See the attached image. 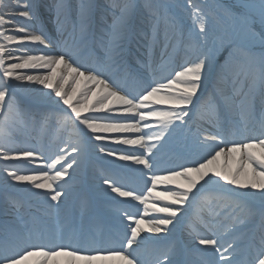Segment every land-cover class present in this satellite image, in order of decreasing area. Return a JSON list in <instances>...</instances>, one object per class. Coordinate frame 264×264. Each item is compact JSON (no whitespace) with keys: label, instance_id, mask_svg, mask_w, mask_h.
<instances>
[{"label":"snow or ice","instance_id":"obj_1","mask_svg":"<svg viewBox=\"0 0 264 264\" xmlns=\"http://www.w3.org/2000/svg\"><path fill=\"white\" fill-rule=\"evenodd\" d=\"M188 6L198 29L181 34L186 58L174 66L169 49L175 45L159 28L164 5H146L154 21L149 37L134 24L140 7L134 0H113L106 9L110 22L97 16L90 0H0V124L21 116L13 95L19 90L44 101L38 108L55 107L64 128L71 129L52 153L43 145H15L4 133L0 181L28 187L40 207L30 218L0 224L6 237L0 240V264H110L114 259L118 264H240L242 252L249 254L246 264H264V53L257 57L251 51L256 42L264 48V0L224 6L237 24L220 31L192 0ZM45 9L54 15L47 30ZM165 21L173 32L179 30L174 20ZM133 45L144 52L137 86L129 88L116 70L125 66ZM81 80L86 83L78 97L72 85ZM213 82L211 98H205ZM229 83L233 91L216 95ZM237 101L244 123L232 121L230 131L228 112ZM209 106L217 131L197 137L203 153H179V162L164 164L161 149ZM24 115L36 126L51 119L44 111ZM90 156L108 162L95 179L102 203L120 225L119 237L111 241L118 247H94L98 241L78 230L68 235L94 211L86 200L78 214L68 207L77 174ZM128 173L137 175L140 187L126 182ZM198 202L209 208V216L205 231L188 245L179 239L178 226ZM257 218L260 223L246 241L225 242V235L235 236ZM229 226L231 231L222 234ZM193 246L204 255L194 258Z\"/></svg>","mask_w":264,"mask_h":264},{"label":"bare ground","instance_id":"obj_2","mask_svg":"<svg viewBox=\"0 0 264 264\" xmlns=\"http://www.w3.org/2000/svg\"><path fill=\"white\" fill-rule=\"evenodd\" d=\"M124 2V0H123ZM122 2V3H123ZM145 9V8H144ZM144 9L142 7L139 8L138 11H144ZM149 9V8H146ZM145 9V10H146ZM45 15L46 17H44V23L46 24V30L48 28H51L54 25V15H50L48 14L47 11H45ZM110 21V20H109ZM142 22L145 24L149 23L145 21V18L142 19L141 17V24ZM134 24L136 25V23L134 22ZM148 26V25H147ZM164 33V32H161ZM169 33V32H168ZM174 36H176L175 42L179 43V47L181 46L180 40H178V38H180L179 36H181L182 32L180 31H176L173 33ZM161 36H163L161 34ZM13 47H15V45H13ZM136 48L137 45H133L132 48ZM178 47V48H179ZM162 51V49L160 47H157L156 51H155V58L157 59V61H159V54ZM173 51H175V49L170 48L169 52L172 53L173 55ZM144 52V51H143ZM133 55V54H132ZM127 64V63H126ZM125 64V67L127 66ZM119 70V69H118ZM119 79V78H117ZM69 83H71V79L69 78ZM85 81L81 80L80 83L72 85L73 87H76L78 89L77 92V96L79 97L80 92L84 91V86H85ZM134 86H137L136 82H133ZM91 86V85H89ZM65 87L67 88L68 85H65ZM210 90V89H209ZM223 92H230L233 91L232 90V85L230 84L227 87H223ZM210 92V91H209ZM13 95L16 96V98L20 99V96L23 98L24 101H27L28 99H31L34 102H40V103H44V101H41L40 99H38L37 97L34 96H30L26 93L20 92L19 90H16ZM257 100H259V95H257ZM19 109L21 110V108L19 107ZM47 109L49 110H55V107H47ZM257 109H259V106L257 104ZM212 107L209 106L207 109V113L204 116H201L199 114L195 115L193 117V120L189 122V125L187 126V128L191 125L196 126V124L199 127H204L202 125L203 123H208V124H212V120L214 119V117L212 116ZM28 112L27 110L22 109L21 112V116L18 119H25L27 118L28 120H26L27 125L29 123H31V120L24 115V113ZM49 114H51V111L47 112ZM240 115V114H239ZM240 119H242V125L244 123L243 118L241 116H239ZM238 118V115L237 117ZM55 114H53L51 116V119L49 121H47L45 124L41 125L40 128L44 129L45 128V133L46 135H43L40 139H38V143H34V145L36 147H40L42 146L46 140H49V144L52 145L51 142V137L55 136V138L57 139V143L61 140H65L67 141L71 135V129H64V126L61 122H56L55 120ZM17 120V119H16ZM29 127L35 131V129L37 128L36 125H29ZM229 130L231 131L230 127ZM1 134H3L4 137V133L5 132H0ZM53 134V135H52ZM8 135V134H7ZM63 135L62 139L60 138V136ZM3 137H2V141H3ZM7 141L10 142L11 139L10 137L7 136ZM181 142L180 138H176L175 140H170V142L165 145V147L163 149H161L160 153H159V159L164 163V164H169L171 162H178L177 161V156H178V151H180V148H182V150H184L186 153H184L185 155L191 156V157H195L199 154L203 153V150L198 148L195 144H190V143H184L185 145H181L179 146ZM13 143V142H12ZM58 143V144H59ZM18 145V144H16ZM33 145V144H32ZM19 146V145H18ZM63 146V145H61ZM21 147V146H20ZM54 149H56V147H54ZM110 160V158H109ZM96 161L100 162H104V163H108L103 159L97 158L95 156H90L88 161H87V166L86 168H82L78 174H77V180L76 183L74 185V190H73V194H72V198L69 201L68 207L70 209H72L75 213L78 214V210H79V204L82 200H86L89 202V204L91 203V200L89 197H86V195H83V197L81 196L80 199H78L77 204L71 202L74 199V196L76 195V193L80 190V188L85 189L84 192L87 193H91L94 195H100L99 192L97 191L98 188V182L96 181L95 177L98 173H100L103 169V167L97 163ZM222 162H223V158H222ZM134 175L137 179V175L135 173H128L127 176L129 175ZM132 177V176H129ZM139 180V179H138ZM35 189H31V192H34ZM157 191H162V189H158ZM11 194H17L19 196H23L27 199V204L34 210V214L37 213V209L40 207L39 205V200L37 197L33 196L30 194V190L28 187L26 186H16V185H5L3 184L2 181H0V224L4 223V222H10V215L13 214L14 209H16V207H20L22 208V206H14L12 205L9 195ZM71 202V203H70ZM255 205L257 207H259V201H255ZM221 207H223V205H221ZM77 208V209H76ZM31 211V210H30ZM94 213V211L92 212ZM209 215V208L208 207H202L199 202L197 203V205L193 206L192 209L189 210L187 216L184 218L183 223L181 225L178 226V236L179 239H181L182 241H184L186 244L191 245L192 244V238L193 236H195V234L197 232H203L205 231V221L207 220V217ZM237 215H239V213H237ZM32 216V214L30 215V217ZM105 219H108L109 221V230L111 231V236L113 237L118 233H120V225L114 221L112 219V216L110 214V212L105 209ZM259 219V218H257ZM256 219V220H257ZM11 222H16L14 221V218L11 219ZM257 223V222H256ZM260 223V221L258 222ZM253 223L249 224L248 228H245L242 232L238 233V236H234V237H230V238H225V242H231L233 240H236L237 242L241 241L242 239L244 241L247 240V237L249 236L250 233L254 232L256 230V228L258 227L259 224H257L256 226L253 227ZM104 225L103 222H101L100 220L91 227V229H89V224L87 220H84L83 222L77 221L76 223H74L72 225V227L68 230V235L70 236L72 234L73 231L78 230L84 234H86L88 237L91 238L90 233H95L96 237L95 239L98 242H103L105 240L108 239L109 235L106 233V231H104L103 229ZM86 228V229H85ZM89 229V232L86 233L85 231ZM184 234V235H183ZM237 235V234H235ZM241 236V238H239ZM119 237V236H118ZM1 238V237H0ZM147 250L149 251V254L151 255V247H149ZM147 250H145V252H147ZM248 254L247 252H242V254L237 256V260H242L241 258L245 255ZM192 255L195 258L197 255H204L203 253H196L195 252V247L193 246V250H192ZM148 257V256H146ZM110 264H118V260L114 259L112 262H110Z\"/></svg>","mask_w":264,"mask_h":264},{"label":"rangeland","instance_id":"obj_3","mask_svg":"<svg viewBox=\"0 0 264 264\" xmlns=\"http://www.w3.org/2000/svg\"><path fill=\"white\" fill-rule=\"evenodd\" d=\"M106 1L107 0H90V2L96 6V13L98 17L105 16L107 20L108 19L111 20L112 13L111 11L106 12V8H105L106 5L110 7L111 4L108 3L109 4L108 5ZM109 1H113V0H109ZM46 2L50 3V0H46ZM71 2L74 4H78L79 0H72ZM118 2L122 3L123 0H118ZM9 3H15V0H9ZM134 3H136L143 9L147 8L146 7L147 4L166 6V7H160L159 12H158V15L160 17L159 24L161 25L160 30H163L164 32L165 31L173 32L170 23H166L165 17L168 18V21L174 20L175 23L179 26V30L177 31L182 32V34L185 37L188 35L189 32H194L198 29V22L195 20V17L193 15L194 10L188 6V0H134ZM192 3L197 5L199 8H201L204 11V13L207 14L208 18L216 26L218 31L225 30V29H231L234 25L237 24V21L235 19L225 15L224 13V10H223L224 6L234 5L228 0H192ZM145 9L142 12L138 11L139 9L137 10L136 16L134 17V22L136 23V26L138 28L143 29L145 32L149 34V37H150L151 31H152V24L154 21L151 18L152 17L151 10L149 9L145 10ZM46 10L47 9H45V11ZM233 15H235V10L233 12ZM141 17L142 19L145 18V21L149 23L141 24ZM161 17H162V20H161ZM169 36L170 38H172V43L175 45V51H173L174 53L172 55L174 66L182 64L186 58V46L182 45L179 47V43H176L175 41H173V40H177L176 37L174 39L173 34L172 36L171 35ZM178 40H180V38ZM133 49L136 52L135 53L136 57L140 59V56L142 55V52L144 51V49L138 46ZM251 51L255 56L259 57V54L261 55L262 53H264V48L261 47L259 42H256L255 44L251 45ZM256 52H258L259 54H257ZM118 75H119V72H118ZM122 75H126V73ZM214 83L215 82L210 83L208 85V88L206 89L205 94H204L205 98H211L210 94L213 93ZM229 85L230 83L220 86V89L217 90L216 95L219 96V93H221L220 92L221 88L227 87ZM130 87L132 88L133 86H130ZM209 88L212 91L209 90ZM17 101H18V107H20L21 109L25 108L26 110H34V107L36 109L37 105L42 104L40 102H34L31 99L24 101L21 96H20V99L17 98ZM40 109L45 112H48L49 110L47 108H40ZM51 114L52 115L55 114V119L59 121L58 118H59L60 113L57 112V109L52 110ZM19 127L22 131L21 134H19L20 132ZM27 130L28 129L26 128L25 120L24 121L19 120V122H15L13 121V119H10L7 126L0 124V132H6L8 134L7 136L10 137L11 139L10 141L11 143L12 142L13 143L15 142L30 143L32 139L30 137L31 136L30 133ZM198 136H199L198 133L193 132V127H190V128L185 127L183 130H177V132L174 133L171 141L175 140L176 138H180L181 139V142L179 144L180 146L183 145V143H193V144L195 143V145L199 147V145L197 144ZM2 137H3V134L0 133V141H2ZM240 138L242 137H239L237 139H240ZM51 148L52 147L49 145L46 146V150L47 149L50 150ZM180 153H184V152H180ZM37 163L39 164V162ZM129 176H132L131 178L135 179V177H133L134 175L130 174ZM206 195L213 196L215 195V193L209 192ZM148 257H150V254L148 255ZM248 258H249V255H247L243 260H239L240 264H246V261Z\"/></svg>","mask_w":264,"mask_h":264}]
</instances>
